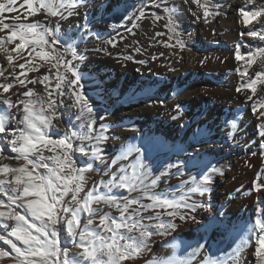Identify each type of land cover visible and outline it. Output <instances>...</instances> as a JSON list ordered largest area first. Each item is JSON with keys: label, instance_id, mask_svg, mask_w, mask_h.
<instances>
[{"label": "bare ground", "instance_id": "bare-ground-1", "mask_svg": "<svg viewBox=\"0 0 264 264\" xmlns=\"http://www.w3.org/2000/svg\"><path fill=\"white\" fill-rule=\"evenodd\" d=\"M23 2L17 0L18 12L4 13L5 22L18 23L12 17L19 14V22L40 21L50 27L55 26L58 32L71 38L79 57L73 64L77 65L76 69L81 74L82 92L93 110L91 116L96 121L93 135L103 131L105 137L99 144L95 140L73 141L74 149L83 144L89 153L87 156L78 151L71 153L77 168L89 169L85 174L84 189L80 193L81 200L93 188L106 192L107 188L99 182H107L111 173L135 160L136 153H132L127 160L120 159L121 152L130 145L146 150L147 163L154 172L165 164L187 162L183 175H173L177 169H168V175L162 177L152 189L169 198H178L187 192L188 186L181 184L182 180H189L190 176L201 179L206 171L204 164L219 168L223 173L213 174L210 180L205 181L207 191L192 195L191 199L203 207H198L195 212L180 210L181 213L195 216V222L191 219L180 220L176 216L172 221L176 227L170 236L152 237L154 242L150 244L149 250L125 264H149L160 257L185 258L197 248L199 251L191 257L192 264H204L206 259L224 258L232 254L249 235L248 230L254 226L256 218L264 219V212L261 211L264 209V187L259 192L255 190L258 183L264 185V138L258 134L259 125L264 121L257 119L259 112L253 114L251 107L264 97V84H258L256 95L251 101L246 98L252 95L250 90L242 93L236 91L246 80L255 79L261 67L258 60L249 66L247 60L237 61L235 58L238 47L242 55L247 50L264 48V41L247 35L250 30L264 26V17L245 25L240 12L241 8L245 11L255 10L264 0H256L253 5H246L245 0H210V4L219 5L220 14L210 17L208 22L202 18V10L191 0H162L163 6L175 9L179 38L186 45L183 51L165 46L175 44L176 40L170 39L173 34L166 27L163 6H154L157 0H79V15L67 20H59L58 17L45 20V13L27 16L26 7H21ZM156 16L161 19L155 20ZM197 16L201 18L197 19ZM6 34L3 32L0 36ZM109 40L115 47L108 43ZM14 46L8 45L9 49ZM204 57H208V60L201 65L200 60ZM32 59L25 51L23 58L16 57L14 67L9 68L6 57L0 53V68L5 69L4 76H0V84L15 83L8 93H3L2 89L0 93L10 96L13 102L18 99L35 101L37 95L46 96L45 85L38 82L44 75L49 76L46 84L54 90L55 97L57 69L49 71L51 65L42 64L39 58L33 60L38 70L27 71L26 64L25 75L20 77L25 80L27 88H21L14 81L12 72L19 75L22 70L18 65ZM65 59L71 60V54ZM245 68L248 76L242 79L237 69L243 71ZM59 73L64 74L62 66ZM33 79L37 83H28ZM29 88L37 95L23 97L22 93ZM62 88L65 94L58 98V102L62 101L58 107L61 127L49 129L50 136L61 137L64 130H80L78 126L81 120L76 118L78 110L70 106L73 102L70 99L71 89L66 83ZM5 107L0 100V109ZM19 107L22 109L23 105ZM11 111L16 120L21 118L22 112L16 109ZM232 122H235V128ZM101 124L106 130L100 128ZM15 127V123H10L6 133L0 134V144L6 147L0 162L3 160L10 167L24 163L15 159L18 154L11 152L10 146L2 139ZM93 148L98 149L95 156L92 155ZM114 160L115 165L112 164ZM10 178L9 175L7 179ZM112 194L118 198L127 195L118 189H112ZM0 199L8 203L3 192H0ZM144 203L150 201L145 200ZM93 207L103 209L100 215L108 213L114 218L120 215L118 209L103 202ZM144 215H154V212ZM86 216L84 213L81 217V228L86 224ZM161 220L167 223L172 218L163 215ZM144 223L155 224L157 221L145 220ZM98 224L97 217L90 227L95 229ZM56 227L61 247L67 246L71 251L82 253L83 250L73 243L74 239L79 242V236L73 238L63 222ZM102 234L111 236L109 232ZM0 248L8 250L2 241ZM254 249L253 237L249 246L243 249L242 264H256ZM9 260L11 258L0 259L7 264Z\"/></svg>", "mask_w": 264, "mask_h": 264}, {"label": "snow or ice", "instance_id": "snow-or-ice-1", "mask_svg": "<svg viewBox=\"0 0 264 264\" xmlns=\"http://www.w3.org/2000/svg\"><path fill=\"white\" fill-rule=\"evenodd\" d=\"M199 10H202V18L208 22L210 17L219 15V5L210 4V0H191ZM246 5L256 4V0H245ZM79 0H24L21 7H26L27 16H37L45 13L44 19L48 17H58L59 20H67L69 17L79 15L77 8ZM157 8L163 6L162 0H157L154 5ZM166 13L169 31L173 34L170 39L175 38L176 43L165 45L166 47L179 48L183 51L186 48L183 40L180 39V33L177 31L179 25L175 19V9L171 6H163ZM18 12L17 0H4L0 2V33L6 32V35L0 36V53L6 57L9 68H13V62L16 57L23 58L27 55L32 60H26L18 67L22 70L19 75L12 72L14 81L18 82L21 88H27L25 80L21 76L27 71H37L38 68L33 64V60L39 58L43 63L51 65V69L56 68L55 97L52 89L46 84L49 76L44 75L38 82L45 85L46 96H38L33 89H28L22 93L23 97L31 98L37 95V99H18L13 102L10 96H4L8 93L15 83H2L0 89V100L6 106L0 109V134L6 133V128L10 123H15L16 127L9 130L7 135L2 137L10 146V150L18 155L16 160L24 161L18 167H10L8 164L0 166V192L7 197L8 203L0 199V241L8 246V250L0 248V259L11 258L14 264H125V262L134 261L137 257L142 256L149 250L150 244L153 243L152 237L158 236L166 238L171 235L176 225L172 222L176 216L180 220L191 219L195 222V216L187 212L181 213V209H190L195 212L198 204L191 199L195 193L207 191L205 181L210 180L213 174L222 175L219 168L204 164L206 171L201 179L190 176L189 180H182L181 184L188 186L187 192L181 194L178 198H169L163 193L152 191L162 177L168 175V169H177L173 175H183V169L187 162L178 161L176 163L165 164L162 169L153 171V167L147 163L145 149L136 145H130L120 154V159L127 160L132 153H136L135 160L128 165H122L116 172L110 174V179L100 181L101 185L107 188L106 192H100L97 188L90 190L81 200L80 193L83 191L86 181V172L88 167L77 168L71 153L78 151L85 156L89 155L83 144L77 145L74 149V140H95L97 144L105 139L103 131L99 135H93L95 119L91 116L92 108L88 106L87 98L82 92L81 74L73 64V61L79 59L76 48L71 38L56 30V27H50L47 24L36 21L33 23L19 22V14L12 17V20L18 23L5 22L4 13ZM243 16V23L249 25L253 20L264 17V3H261L255 10L245 11L240 9ZM66 13V14H65ZM143 16V13H141ZM197 16V19H200ZM130 19V17L128 18ZM155 20L161 17H154ZM113 28L116 25H112ZM128 31H131L129 29ZM160 35V33H157ZM241 35H244L243 33ZM247 35L264 41V26L260 29L250 30ZM19 41V43H16ZM108 43L115 44L109 40ZM15 46L9 49L8 45ZM48 50H45V49ZM30 49V50H29ZM39 49V51L37 50ZM15 53V56L13 55ZM33 53L35 55L33 56ZM71 54V60L65 57ZM237 61L247 60L248 65L259 61L261 71L256 72L255 79H248L236 89L238 93L250 90L252 95H247V100H252L256 95L258 84H264V48H255L247 50L244 55L239 51L235 53ZM131 59V57H127ZM208 60L204 57L200 60L203 65ZM55 61V63H52ZM42 66V65H41ZM63 67L64 74L59 73V67ZM242 79L248 76V70L237 69ZM5 69L0 68V76H4ZM70 74V76L68 75ZM7 79V78H5ZM28 83L35 84L37 80H29ZM67 84L71 89L70 99L73 101L71 107L78 110L76 118L81 120L78 126L79 131L64 130L59 138H52L49 135V129L61 127V113L58 111V98L65 93L62 85ZM19 105H23L21 109ZM38 105V107H37ZM252 112L256 114L258 120L264 121V97L252 104ZM11 109L22 112L19 120L15 119V114ZM179 112V105H177ZM177 117H173L176 119ZM55 122V123H54ZM23 125V127H20ZM235 128V122H232ZM102 130H106L103 124L100 125ZM259 136L264 138V122L259 125ZM11 136V139H9ZM264 146V142H262ZM53 152V155L45 156L44 150ZM59 150V152H56ZM98 153L97 148L92 149V155ZM34 157V158H32ZM7 158V157H5ZM47 161H52L49 164ZM116 161L112 162L115 165ZM31 166V167H30ZM38 169H45L41 173ZM130 169V171H129ZM11 179H7L8 176ZM6 185L10 187H5ZM264 185L257 184L255 190L260 191ZM112 189L123 190L127 195L117 197L112 194ZM11 193V194H9ZM132 193H139L133 196ZM70 200H66L69 197ZM145 200L150 203H144ZM105 203L119 210L120 215L114 218L108 213H103V209L93 207ZM17 208L24 209V213L16 211ZM7 209V210H3ZM159 209H163L161 212ZM154 212V215L145 216L144 213ZM264 212V209L261 210ZM86 213V224L81 228L80 220ZM166 215L172 220L165 223L161 216ZM99 224L96 228H91L96 218ZM145 220H156L157 223H144ZM11 222V223H10ZM63 222L66 224L68 233L75 238L79 236V242L75 239L73 243L83 251L76 256L69 257L67 246L61 247L57 225ZM79 229V232L77 231ZM124 229L123 232L120 230ZM100 230V231H98ZM258 230V231H257ZM102 232L111 233L110 237H105ZM138 235H132V233ZM240 246L230 255L224 258L206 259L204 264H242L243 249L248 247L254 237L255 249L254 257L256 264H264V219L257 217L255 224L248 230ZM110 241V242H108ZM124 241V243H121ZM164 241L162 240V243ZM199 248L194 249L189 257H160L149 264H192L191 257L196 255ZM107 259H104V257Z\"/></svg>", "mask_w": 264, "mask_h": 264}, {"label": "rangeland", "instance_id": "rangeland-1", "mask_svg": "<svg viewBox=\"0 0 264 264\" xmlns=\"http://www.w3.org/2000/svg\"><path fill=\"white\" fill-rule=\"evenodd\" d=\"M2 36V35H1ZM74 66L76 67L77 65L76 64H74ZM59 68H61V67H59ZM1 102L3 103V101L1 100ZM52 138H59V136H51ZM0 151L2 152H0V157H2L3 155H4V153L6 152V147L5 146H3V145H1L0 144ZM56 152H59V150H56ZM46 157L47 156H50V155H53V152H49V151H47L46 149L44 150V153H43ZM32 158H34V157H32ZM49 164H52V161H47ZM4 164V161L2 160L1 162H0V166H2ZM38 171L39 172H41V173H45L46 172V170L45 169H38ZM2 179H4L5 177H3V176H0ZM11 177V176H10ZM11 179V178H10ZM70 196V195H69ZM66 200H69V197H66L65 198ZM16 211H18V212H20L21 214H23L24 213V209H21V208H17L16 209ZM69 250H70V248H68ZM71 251V250H70ZM72 256H76L77 258H80L79 257V253L77 252V251H71V253L69 252V257L71 258ZM9 262H11L12 264H14V261L11 259V260H9ZM8 262V264H11V263H9ZM0 264H7V263H5L4 261H0Z\"/></svg>", "mask_w": 264, "mask_h": 264}]
</instances>
